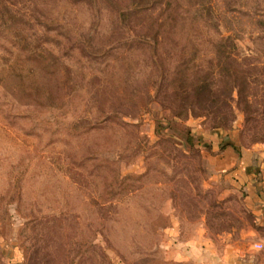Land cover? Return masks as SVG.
Segmentation results:
<instances>
[{
	"label": "rangeland",
	"instance_id": "rangeland-1",
	"mask_svg": "<svg viewBox=\"0 0 264 264\" xmlns=\"http://www.w3.org/2000/svg\"><path fill=\"white\" fill-rule=\"evenodd\" d=\"M196 129L264 166V0H0V264H228Z\"/></svg>",
	"mask_w": 264,
	"mask_h": 264
},
{
	"label": "crops",
	"instance_id": "crops-1",
	"mask_svg": "<svg viewBox=\"0 0 264 264\" xmlns=\"http://www.w3.org/2000/svg\"><path fill=\"white\" fill-rule=\"evenodd\" d=\"M192 131L212 171L215 174H226L231 183L241 189L244 205L252 217V224L242 230L235 241L238 243L230 245L228 264H264V166L253 163L251 155L245 150H238L232 142H223L217 132L201 129ZM257 244L262 245V248H256ZM198 249L196 260L204 261V248L198 246ZM178 250L181 255L187 253L186 248ZM212 260L215 264L225 262L223 257Z\"/></svg>",
	"mask_w": 264,
	"mask_h": 264
},
{
	"label": "trees",
	"instance_id": "trees-1",
	"mask_svg": "<svg viewBox=\"0 0 264 264\" xmlns=\"http://www.w3.org/2000/svg\"><path fill=\"white\" fill-rule=\"evenodd\" d=\"M121 14H124V12L123 13H121ZM229 76H233V77H235V74H230ZM238 80H234L233 81V83H232V85H231V88L232 89H235V88H237V92H239V93H241V91H242V88H240V82H238V83H236Z\"/></svg>",
	"mask_w": 264,
	"mask_h": 264
},
{
	"label": "built area",
	"instance_id": "built-area-1",
	"mask_svg": "<svg viewBox=\"0 0 264 264\" xmlns=\"http://www.w3.org/2000/svg\"><path fill=\"white\" fill-rule=\"evenodd\" d=\"M255 247L261 249L262 248V245L257 244V245H255Z\"/></svg>",
	"mask_w": 264,
	"mask_h": 264
}]
</instances>
